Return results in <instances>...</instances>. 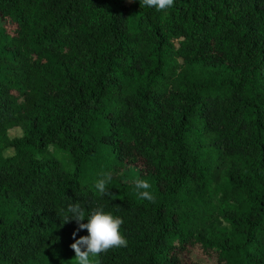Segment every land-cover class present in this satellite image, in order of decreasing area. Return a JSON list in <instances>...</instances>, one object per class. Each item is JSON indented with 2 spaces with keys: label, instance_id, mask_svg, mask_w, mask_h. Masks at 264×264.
<instances>
[{
  "label": "trees",
  "instance_id": "16d2710c",
  "mask_svg": "<svg viewBox=\"0 0 264 264\" xmlns=\"http://www.w3.org/2000/svg\"><path fill=\"white\" fill-rule=\"evenodd\" d=\"M0 20V264H77L71 203L123 219L95 264H264V0H0Z\"/></svg>",
  "mask_w": 264,
  "mask_h": 264
},
{
  "label": "clouds",
  "instance_id": "9594fccd",
  "mask_svg": "<svg viewBox=\"0 0 264 264\" xmlns=\"http://www.w3.org/2000/svg\"><path fill=\"white\" fill-rule=\"evenodd\" d=\"M139 3L149 8H155L157 11H165L171 8L174 0H139ZM112 180L110 173H105L98 179L95 188L102 196H110L107 184ZM137 194L141 199L154 202V196L149 191L151 185L144 179H135L133 181ZM67 215L64 222L75 221L78 225L77 231L86 230L87 234L76 237V231L72 233L74 242L70 248L75 253L77 264H93V258L113 248L127 246V240L121 234V225L123 219L105 211L103 206H97L85 218V212L78 203L68 205ZM87 221L83 223L82 221Z\"/></svg>",
  "mask_w": 264,
  "mask_h": 264
},
{
  "label": "rangeland",
  "instance_id": "374dc122",
  "mask_svg": "<svg viewBox=\"0 0 264 264\" xmlns=\"http://www.w3.org/2000/svg\"><path fill=\"white\" fill-rule=\"evenodd\" d=\"M1 24V20H0ZM8 136H17L20 134V129L18 127H12L7 130ZM5 154L11 153V149H4ZM139 170V164H130L124 166V171L126 172L128 179L133 180L137 177ZM181 264H208L211 261L210 256L204 255L199 249H190L188 252L180 254ZM93 264H95V258H93Z\"/></svg>",
  "mask_w": 264,
  "mask_h": 264
}]
</instances>
